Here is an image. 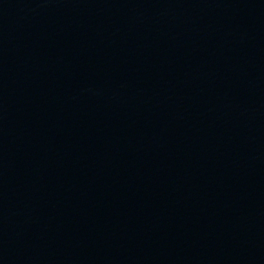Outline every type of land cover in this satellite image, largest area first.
<instances>
[{
  "label": "water",
  "instance_id": "obj_1",
  "mask_svg": "<svg viewBox=\"0 0 264 264\" xmlns=\"http://www.w3.org/2000/svg\"><path fill=\"white\" fill-rule=\"evenodd\" d=\"M0 264H264V0H0Z\"/></svg>",
  "mask_w": 264,
  "mask_h": 264
}]
</instances>
